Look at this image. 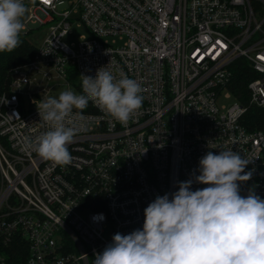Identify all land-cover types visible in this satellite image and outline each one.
I'll return each instance as SVG.
<instances>
[{
	"label": "built area",
	"instance_id": "2783aa9c",
	"mask_svg": "<svg viewBox=\"0 0 264 264\" xmlns=\"http://www.w3.org/2000/svg\"><path fill=\"white\" fill-rule=\"evenodd\" d=\"M24 3L31 14L21 35L45 26L47 35L0 94L3 246L23 238L26 264H93L114 234L142 229L144 209L157 196L198 175L208 151L248 159L252 177L238 182L240 194L264 199V126L249 131L242 123L248 107L222 104L234 99L227 87L234 64L244 60L258 76L248 84V106L264 108V0ZM74 25L88 35L68 45ZM106 66L141 85L142 107L126 124L93 101L73 109L65 120L77 129L67 145L71 162L42 159L29 146L51 130L33 101L46 97L41 84H73L82 94L81 75L95 78ZM0 264H8L4 256Z\"/></svg>",
	"mask_w": 264,
	"mask_h": 264
},
{
	"label": "clouds",
	"instance_id": "9594fccd",
	"mask_svg": "<svg viewBox=\"0 0 264 264\" xmlns=\"http://www.w3.org/2000/svg\"><path fill=\"white\" fill-rule=\"evenodd\" d=\"M24 0H0V53L12 52L25 30ZM82 94L71 87L58 97L34 101L51 130L29 146L44 160L71 162L67 145L77 129L65 124L73 109L95 102L107 115L126 124L142 107L141 85L126 75L117 79L106 67L95 78L81 75ZM249 163L233 150L208 151L199 159L198 175L177 182V190L157 196L144 209L142 229L116 233L93 264H264V199L238 182L251 179ZM243 173V174H242ZM207 185L192 190V185ZM171 197V198H170Z\"/></svg>",
	"mask_w": 264,
	"mask_h": 264
},
{
	"label": "trees",
	"instance_id": "16d2710c",
	"mask_svg": "<svg viewBox=\"0 0 264 264\" xmlns=\"http://www.w3.org/2000/svg\"><path fill=\"white\" fill-rule=\"evenodd\" d=\"M20 40V45L12 52L0 53V94L9 90L13 68L29 62L35 54L36 46L27 35H20ZM255 78L258 76L250 65L244 60H238L232 68V79L227 87L236 101L248 107L242 123L249 131H256L264 126V108L248 106V84ZM0 256H4L8 264H26L28 244L21 237H14L8 246H3L0 242Z\"/></svg>",
	"mask_w": 264,
	"mask_h": 264
},
{
	"label": "rangeland",
	"instance_id": "374dc122",
	"mask_svg": "<svg viewBox=\"0 0 264 264\" xmlns=\"http://www.w3.org/2000/svg\"><path fill=\"white\" fill-rule=\"evenodd\" d=\"M68 9V6H63L60 8V10H66ZM31 14V8L28 7V11L25 15V17L23 18V22L27 21V19L29 18ZM34 27V26H32ZM38 26H35L34 28H37ZM47 35V26L43 27V28H39L38 31L36 33H34L33 35L29 36L30 41L35 45V46H39L43 39L46 37ZM88 35L87 31L85 28H78L77 25L73 26V35L67 37L64 41L68 44V45H78L80 44L83 39L82 37ZM71 87L72 90H74L77 94H81L80 91H78V89L71 84L70 86H67L65 83H63L61 86H57L55 88L52 87V85H49L48 83H42L40 86V90L44 93V96L48 97V96H52V97H58V94L60 91L66 90L67 88ZM35 91V90H34ZM28 89L25 88L23 90V93H25V95H27ZM25 100L27 101V98L24 97ZM235 99H231V100H225L222 102L223 105L226 106H230L231 104H233L235 101ZM33 101H39L37 98H34ZM28 102V101H27ZM28 104V103H27Z\"/></svg>",
	"mask_w": 264,
	"mask_h": 264
}]
</instances>
